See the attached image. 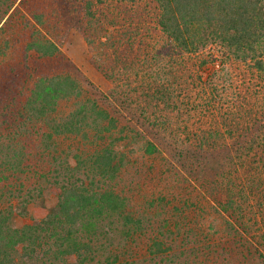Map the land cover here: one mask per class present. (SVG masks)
<instances>
[{"label":"trees","instance_id":"obj_1","mask_svg":"<svg viewBox=\"0 0 264 264\" xmlns=\"http://www.w3.org/2000/svg\"><path fill=\"white\" fill-rule=\"evenodd\" d=\"M43 1L0 0V264L176 262L214 238L184 221L204 202L264 242V0ZM48 27L82 33L108 91ZM211 45L252 73L234 93L204 78Z\"/></svg>","mask_w":264,"mask_h":264},{"label":"rangeland","instance_id":"obj_2","mask_svg":"<svg viewBox=\"0 0 264 264\" xmlns=\"http://www.w3.org/2000/svg\"><path fill=\"white\" fill-rule=\"evenodd\" d=\"M42 1L43 3L45 1ZM25 0H15V3L19 5V12L25 13L27 9L23 4ZM27 2V0H26ZM27 4V3H26ZM49 31V36L52 38H57L61 40V48L67 56L71 57L74 63L79 67V69L94 82L99 88L103 91H108L111 88V82L105 77V75L98 70L91 60V53L89 47L85 41L84 36L80 31L75 27H72L64 38L62 39L60 35H55L52 27L47 28ZM224 49L217 45H211L204 50L205 55L208 53L214 54V57L218 62H223L224 69L220 73H215L214 66H209L203 69L204 78L206 81L216 83V86L221 90L228 89V94L234 93V87H239L242 83V78L245 74L247 76L252 74L249 70L246 71L247 67L242 64L230 60L224 54ZM245 73V74H244ZM215 74V75H214ZM230 75V80H229ZM254 75V74H253ZM257 76V74H255ZM228 76V77H227ZM226 78V80H225ZM228 80V81H227ZM254 86V85H253ZM259 86H262L261 84ZM255 87V86H254ZM232 88V89H230ZM259 99L264 104V86L259 88L257 91ZM137 151L128 152L129 155L135 153V156H141L138 145H134ZM137 154V155H136ZM144 161V159H142ZM141 160V161H142ZM131 178V177H129ZM146 180L143 181V183ZM45 185L43 198L37 197L38 199L30 204L28 208L27 218L29 220H36L41 218L52 206L56 200L57 188L53 183L43 182ZM147 186V184H146ZM148 190H154L151 186H147ZM155 188V187H154ZM204 210H201L199 206H191L186 209L185 217L188 220H184L187 223V230L193 228V233L203 234L206 232L208 234H214L213 240H202L199 243H191L187 249H182L181 255L176 259V262H171L162 259L152 260L151 263L154 264H264V258L260 256V253L257 252V248H260V252L264 253V242L260 241L261 239L253 238L251 235L245 234V240L250 247H245L240 244L241 240L238 239V236L235 235V232L232 231L230 225L227 223L229 217L227 214L220 212L216 205L207 204L206 202L202 203ZM26 218V219H27ZM259 219V218H258ZM260 221V220H258ZM17 224H21L22 220L17 218ZM200 236V235H199ZM199 238V237H198ZM240 241V242H239ZM250 242V243H249ZM144 242L140 241V248L144 250ZM244 244V243H243ZM210 246V248H209ZM216 248L212 259L207 261H200V258L205 257V254H208L209 250ZM259 250V249H258ZM177 253H180L177 251ZM142 256H145V252H141ZM197 256V258H195ZM148 258V255L147 257ZM211 258V257H210ZM203 260V259H201Z\"/></svg>","mask_w":264,"mask_h":264}]
</instances>
